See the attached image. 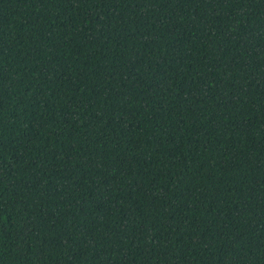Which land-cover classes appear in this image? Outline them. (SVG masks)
Masks as SVG:
<instances>
[{
  "label": "trees",
  "instance_id": "trees-1",
  "mask_svg": "<svg viewBox=\"0 0 264 264\" xmlns=\"http://www.w3.org/2000/svg\"><path fill=\"white\" fill-rule=\"evenodd\" d=\"M0 264H264V0H0Z\"/></svg>",
  "mask_w": 264,
  "mask_h": 264
}]
</instances>
